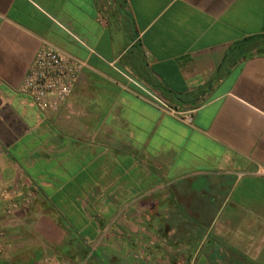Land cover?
Wrapping results in <instances>:
<instances>
[{
    "label": "crops",
    "instance_id": "crops-1",
    "mask_svg": "<svg viewBox=\"0 0 264 264\" xmlns=\"http://www.w3.org/2000/svg\"><path fill=\"white\" fill-rule=\"evenodd\" d=\"M43 41L86 63L45 113L19 91ZM13 188L0 264H264V0H0Z\"/></svg>",
    "mask_w": 264,
    "mask_h": 264
},
{
    "label": "built area",
    "instance_id": "built-area-1",
    "mask_svg": "<svg viewBox=\"0 0 264 264\" xmlns=\"http://www.w3.org/2000/svg\"><path fill=\"white\" fill-rule=\"evenodd\" d=\"M85 65V61L43 41L21 82L19 91L29 96L40 112L57 111L70 96ZM18 194L17 188L0 191V200L9 202L4 209L7 215H11L18 207L14 200ZM36 264L70 263L55 256L45 255Z\"/></svg>",
    "mask_w": 264,
    "mask_h": 264
},
{
    "label": "rangeland",
    "instance_id": "rangeland-1",
    "mask_svg": "<svg viewBox=\"0 0 264 264\" xmlns=\"http://www.w3.org/2000/svg\"><path fill=\"white\" fill-rule=\"evenodd\" d=\"M199 180H203V179H199ZM198 179H197V181H199ZM174 206H177L178 207V210H179V212H180V205L179 204H169V205H157L156 206V213L158 214V215H156V219L155 220H157L158 219V223L157 222H153V224L154 225H156V224H158V225H160L161 223H162V227H164V224L166 225L167 224V222H165L164 221V219H166L167 218V210L169 209H171V208H174ZM164 207V208H163ZM171 210H174V209H171ZM12 215V214H11ZM163 218V220H161ZM160 219V220H159ZM163 221V222H162ZM175 223H176V221H175ZM177 224L180 226V221H178L177 222ZM177 225V226H178ZM157 227V226H156ZM166 227V226H165ZM164 227V228H165ZM98 243H97V240H94L93 242H91V245L92 246H96ZM47 255H51V256H55V257H57V258H59V259H62V260H66L65 258V256L66 255H64V254H60V253H58V252H55L54 251V254L52 253H50V254H47ZM45 256V255H44ZM70 264H72L69 260H67Z\"/></svg>",
    "mask_w": 264,
    "mask_h": 264
},
{
    "label": "trees",
    "instance_id": "trees-1",
    "mask_svg": "<svg viewBox=\"0 0 264 264\" xmlns=\"http://www.w3.org/2000/svg\"><path fill=\"white\" fill-rule=\"evenodd\" d=\"M171 209H174V210H171ZM170 209V213L175 211V212H179L178 210V207L177 206H174V208H171ZM176 221V223H175ZM167 226L169 229L173 230V229H177L179 228V225L177 224L178 220H167ZM178 225V226H177ZM167 241L170 243V244H174L176 245V242L178 241V238L175 236V233L174 231L170 232L169 235L166 237Z\"/></svg>",
    "mask_w": 264,
    "mask_h": 264
}]
</instances>
